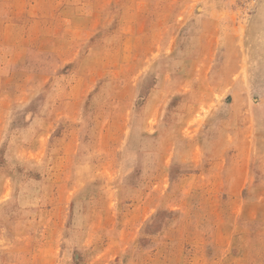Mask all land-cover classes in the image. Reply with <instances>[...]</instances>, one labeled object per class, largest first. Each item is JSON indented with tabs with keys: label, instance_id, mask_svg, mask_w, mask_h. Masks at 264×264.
<instances>
[{
	"label": "rangeland",
	"instance_id": "obj_1",
	"mask_svg": "<svg viewBox=\"0 0 264 264\" xmlns=\"http://www.w3.org/2000/svg\"><path fill=\"white\" fill-rule=\"evenodd\" d=\"M0 264H264V0H0Z\"/></svg>",
	"mask_w": 264,
	"mask_h": 264
}]
</instances>
